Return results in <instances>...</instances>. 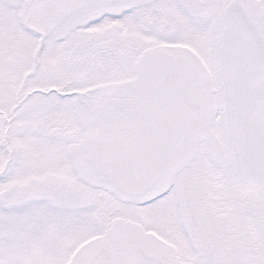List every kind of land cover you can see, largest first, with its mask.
I'll list each match as a JSON object with an SVG mask.
<instances>
[{
  "label": "snow or ice",
  "instance_id": "snow-or-ice-1",
  "mask_svg": "<svg viewBox=\"0 0 264 264\" xmlns=\"http://www.w3.org/2000/svg\"><path fill=\"white\" fill-rule=\"evenodd\" d=\"M0 264H264V0H0Z\"/></svg>",
  "mask_w": 264,
  "mask_h": 264
}]
</instances>
